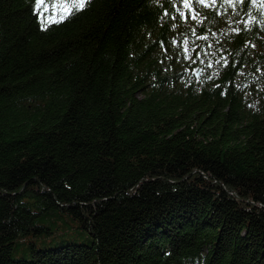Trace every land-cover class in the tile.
Segmentation results:
<instances>
[{
  "label": "trees",
  "instance_id": "obj_1",
  "mask_svg": "<svg viewBox=\"0 0 264 264\" xmlns=\"http://www.w3.org/2000/svg\"><path fill=\"white\" fill-rule=\"evenodd\" d=\"M55 1L0 0V264H264V0Z\"/></svg>",
  "mask_w": 264,
  "mask_h": 264
},
{
  "label": "rangeland",
  "instance_id": "obj_2",
  "mask_svg": "<svg viewBox=\"0 0 264 264\" xmlns=\"http://www.w3.org/2000/svg\"><path fill=\"white\" fill-rule=\"evenodd\" d=\"M71 3L67 0H56L51 6L44 5L41 10L48 13V19L62 17L70 9ZM36 224L46 226L51 233L39 235H27L19 243H16L11 256L13 258H23L29 255V243L33 242L37 247L56 246L66 241L85 242L88 238L86 231L78 228V223L69 215L52 209L42 213L36 220Z\"/></svg>",
  "mask_w": 264,
  "mask_h": 264
},
{
  "label": "snow or ice",
  "instance_id": "obj_3",
  "mask_svg": "<svg viewBox=\"0 0 264 264\" xmlns=\"http://www.w3.org/2000/svg\"><path fill=\"white\" fill-rule=\"evenodd\" d=\"M44 2H45V0H37V7L39 8V6L41 4H43ZM81 6H83V5H81ZM195 18H196L195 16L192 17V19H195ZM61 19H63V17H61Z\"/></svg>",
  "mask_w": 264,
  "mask_h": 264
},
{
  "label": "water",
  "instance_id": "obj_4",
  "mask_svg": "<svg viewBox=\"0 0 264 264\" xmlns=\"http://www.w3.org/2000/svg\"><path fill=\"white\" fill-rule=\"evenodd\" d=\"M199 73H200V70L196 71L195 72V76L198 77L199 76Z\"/></svg>",
  "mask_w": 264,
  "mask_h": 264
}]
</instances>
